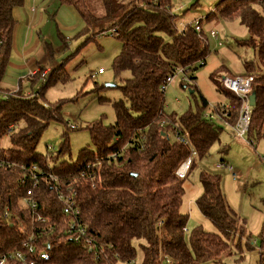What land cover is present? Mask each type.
I'll list each match as a JSON object with an SVG mask.
<instances>
[{"label": "trees", "instance_id": "16d2710c", "mask_svg": "<svg viewBox=\"0 0 264 264\" xmlns=\"http://www.w3.org/2000/svg\"><path fill=\"white\" fill-rule=\"evenodd\" d=\"M23 2L0 0V84L12 49L17 23L15 9ZM60 2L74 9L83 22L81 31L87 40L115 29L121 49L112 62V69L115 75L127 70L129 76L119 86L122 97L112 103L114 122L103 125L95 121L88 125L94 149L81 148L77 161L62 156L68 151L66 137L62 138L54 155L36 151L43 129L50 120L59 118V105H47L37 92H22L21 79L13 92L0 88V138L7 135L10 142L7 148L0 146V157L25 164L34 162L59 175L76 177L74 189L79 218L85 225V236L94 237L98 246L95 252L89 251L83 246L84 237L78 241L70 237L66 232L68 216L63 213L62 204L50 186L42 183L36 189V197L42 215L48 218L45 225L53 227L43 233L38 245L39 250L49 254L48 259L39 264L218 262L229 250V242L236 233V213L221 191L219 175L202 171L199 174L202 190L196 205L219 231L204 230L197 225L186 234L187 215L180 211V205L183 181L195 164L194 158L185 177L179 178L175 171L189 151L175 138L171 140L172 126L162 123L167 116L185 129L199 157L206 155L212 143L219 139L220 128L212 117L203 115L208 110L205 97L201 96L195 111L188 109L176 116L166 115L163 110L162 86L166 78L174 74L176 67H182L184 72L191 71L196 63L205 59L207 45L203 43V30L197 32L192 24H186L178 31L169 0ZM216 5L213 14L238 16L248 29L245 42L254 46L259 60L264 63V0H221ZM162 33H167L171 39L165 40ZM46 48L51 52L48 45ZM244 67V75L253 69L247 61ZM43 71V66L39 65L28 77L32 81L42 79V88H45L51 76L47 78L45 72L41 77ZM189 79H194L193 74ZM212 80L229 104L216 105L210 112L217 110L218 115L233 126L240 101L222 87L220 80ZM251 90L255 92V105L251 109L248 134L263 123L264 73L254 76ZM111 153L115 154L111 156ZM19 174L17 168H0V257L20 249L31 226L28 211L19 204L26 189L25 184L19 186L17 183ZM5 212L8 216H4ZM261 234L259 264L264 263V223ZM5 264L18 263L8 261Z\"/></svg>", "mask_w": 264, "mask_h": 264}, {"label": "rangeland", "instance_id": "374dc122", "mask_svg": "<svg viewBox=\"0 0 264 264\" xmlns=\"http://www.w3.org/2000/svg\"><path fill=\"white\" fill-rule=\"evenodd\" d=\"M219 1L169 0L170 12L175 15L174 24L178 31L186 24L200 20L207 53L203 61L196 63L195 69L175 72L167 82L163 90V110L166 115L176 116L188 109L195 111L203 96L208 103V110L204 113L212 114L214 123L220 128L219 139L212 143L208 153L202 157L194 156L195 164L183 181L180 211L187 215V235L197 225L204 230L219 231L196 205L202 190L199 174L209 171L219 175L221 191L229 207L236 213L238 224L229 242V250L220 256V260H207L200 264H259L264 223V116L258 130L254 128L251 134L247 132L243 137H238L234 134V125L218 118L217 110L210 112V109L229 104L225 95L216 89L212 78L220 80L225 76H245V61L253 65V69L247 73L254 78L264 73V63L259 60L254 46L245 42L249 36L248 29L237 15L213 14ZM254 6L260 9L257 3ZM34 9L36 13L41 11L44 14V20L37 28L44 37L41 46L46 55H43L42 62L50 58L45 48L47 45L52 49L65 45L58 51V57L50 59L46 77L51 76V82L45 88H42L43 80L40 78L32 81L25 77L20 83L22 92H37L39 99L47 105H59V118L50 120L43 129L36 151L54 155L59 150L62 138L66 137L68 151L62 156L69 161H77L81 148L94 149L88 125L95 121L103 125L114 122L112 103L122 97L119 86L129 76L127 70L115 75L112 69V62L121 49V40L109 30L87 40L86 34L81 31V19L60 0H35L31 3V9L22 10L23 22L18 30L20 41L23 39L25 17L29 18ZM211 31H214L213 35ZM162 36L165 40L171 39L167 33H162ZM61 37H64L63 41ZM12 60L18 64L24 58L16 56ZM59 64V69L51 71ZM99 68L103 69L102 73L91 78L90 73ZM191 74L193 80L189 79ZM0 88L13 92L17 83L9 85L2 82ZM70 124L77 125V128H69ZM170 138L172 140L174 135ZM0 146H10L7 135L0 138ZM47 146L52 147L51 151ZM228 165L231 169H228Z\"/></svg>", "mask_w": 264, "mask_h": 264}, {"label": "built area", "instance_id": "2783aa9c", "mask_svg": "<svg viewBox=\"0 0 264 264\" xmlns=\"http://www.w3.org/2000/svg\"><path fill=\"white\" fill-rule=\"evenodd\" d=\"M194 26L195 31L201 30L199 20L191 23ZM114 34L115 29L109 30ZM214 34V31H211ZM103 69L99 68L95 72L90 73L91 78H95L97 74L102 73ZM46 71H43L41 77ZM175 72L184 73L182 67H176ZM174 72V74H175ZM34 72H31L33 74ZM174 74L169 75L166 78L165 85L171 80ZM222 87L231 91L236 95L240 101L238 107L237 119L234 124V134L238 137H243L249 129L251 109L249 104V95L251 92V84L253 81L252 75L245 76H225L220 79ZM165 85L162 86L164 90ZM207 117H212L210 113H203ZM163 124L169 123L172 126V134L176 141L188 148V156L180 163L176 169V175L179 178L185 177L189 166L194 156H196V149L192 144V141L188 135V132L183 129L178 123L170 121L168 117H164ZM69 128H77V125L70 124ZM48 151H51L52 147L47 146ZM115 153H111L113 156ZM17 168L20 171L17 177V183L19 186L25 184L26 189L24 194L19 200V204L22 209H25L29 213L30 229L27 231L25 238L22 240L20 249L6 252L0 257V264H5L8 261H13L18 264H39L41 261L48 259L49 254L45 250H39L38 245L42 239L43 233L52 230V225L46 226L48 221L47 216L42 215L40 204L37 199L36 189L40 184L45 183L50 186L54 192L56 198L62 204V211L68 216L67 230L70 237L74 241H78L80 237H84V247L89 251L97 249V243L92 236L86 235V228L84 223L80 220V208L76 201V190L74 189L75 178L65 175H59L48 168L40 167L36 163L25 164L23 162H17L12 159L0 157V168ZM228 169H231L228 165ZM93 180V179H92ZM4 216H8L5 212ZM40 223H43L40 225ZM24 229V228H23Z\"/></svg>", "mask_w": 264, "mask_h": 264}, {"label": "crops", "instance_id": "0c3cea01", "mask_svg": "<svg viewBox=\"0 0 264 264\" xmlns=\"http://www.w3.org/2000/svg\"><path fill=\"white\" fill-rule=\"evenodd\" d=\"M32 2L34 3L35 0H24L23 4L15 9V18L17 23L15 25V30L13 34L14 35L13 43L10 53L11 56L9 57V62L7 66L8 68L5 70V74L2 78V82L4 84L12 85V83H14L15 85V83H18L20 79L22 80L23 78L25 77L27 78L28 76H30L29 73L31 74V72L36 71L39 65L45 67L46 69L44 68V71L47 72L48 69L50 68V59L58 57L60 55L58 51H60L61 48L65 46L62 45L61 47H56L55 49L51 48V52L47 51L50 58L48 57L47 60H44L42 62L41 59L43 55H46V53H44L45 51L43 50V46H41L42 39L44 37L43 34L40 33V30L39 29L37 30V28L40 25V23L44 20V14L41 11H39V13H36L35 9L30 14L29 18L25 17L26 23L23 28V32H24L23 39L21 41L19 40L18 30L20 24L23 22L22 10L23 8H28V10L31 9ZM66 6L76 14V12L74 11V9H72V7H70L69 5ZM76 16L78 17L77 14ZM12 53H14L13 57L15 58L16 56L18 58L22 57L24 58L25 61L23 60V62L21 61L20 63L16 64L14 60H12L13 59ZM217 117L223 119L221 115H218Z\"/></svg>", "mask_w": 264, "mask_h": 264}, {"label": "water", "instance_id": "95a60500", "mask_svg": "<svg viewBox=\"0 0 264 264\" xmlns=\"http://www.w3.org/2000/svg\"><path fill=\"white\" fill-rule=\"evenodd\" d=\"M249 104L251 107L255 105V92L253 90H251L249 95Z\"/></svg>", "mask_w": 264, "mask_h": 264}]
</instances>
